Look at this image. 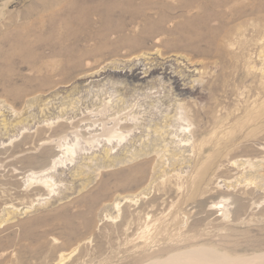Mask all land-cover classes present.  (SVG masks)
I'll return each mask as SVG.
<instances>
[{
    "label": "rangeland",
    "instance_id": "obj_1",
    "mask_svg": "<svg viewBox=\"0 0 264 264\" xmlns=\"http://www.w3.org/2000/svg\"><path fill=\"white\" fill-rule=\"evenodd\" d=\"M62 1L0 0V264H145L195 246L264 264V0H130L157 9L71 59L42 50L58 30L38 23ZM176 109L184 147L164 132ZM128 123L108 155L104 135ZM68 143L88 153L37 200L29 174Z\"/></svg>",
    "mask_w": 264,
    "mask_h": 264
},
{
    "label": "bare ground",
    "instance_id": "obj_2",
    "mask_svg": "<svg viewBox=\"0 0 264 264\" xmlns=\"http://www.w3.org/2000/svg\"><path fill=\"white\" fill-rule=\"evenodd\" d=\"M113 1L116 2L115 5H111L113 3ZM92 2H96V4H94V6L93 5L83 6L85 3H92ZM129 2H130V0H63L62 4L58 8H56V10H52V13L49 14V16H46L45 18H43V20L41 22L39 21L40 23H38L39 26H41L39 28H43L44 30H47V31H50V30L52 31V29L58 30V34H57L58 36H56V38L54 37L53 40H50L47 43H45V45H43L42 50L45 51L46 53L47 52L48 53L57 52V53L63 54L65 57L68 58V56L73 55L72 53L75 51L76 47L79 46L80 44H82V42L86 41V39L91 38V37H95V35H97V33L100 36L101 33L108 34L111 32H116V31H121V30L123 31L124 28H127V26L129 25L130 22H133L136 20L145 21L149 17L148 14H152V13H149V10H150L148 7L149 4L151 5V7L153 6V8L157 7L155 2L150 3V1H149V3L147 2L146 5H144L142 3L139 4V5H142V6H139L141 8L138 9V7H137L138 5H137L136 6L137 8L134 7L135 8L134 9L132 6H134L135 4L131 6L129 4ZM130 3H132V1ZM170 6H172V5H170ZM176 8L178 9V7H176ZM158 10H160L159 4H158ZM63 20H65V21H63ZM105 36L106 35H104L103 37H105ZM63 48H67V49H63ZM74 56H75V54H74ZM258 57L261 59H264V48L261 49V51L258 54ZM71 58L72 57H69L68 59H71ZM79 62H80V59L76 60L75 62H70V63L66 61V63L64 62L65 63L64 66L71 73H73V72L75 73V72L79 71V69L81 68V65L78 64ZM135 69L136 68H134L133 71ZM257 69H258V67H257ZM261 69H262L261 71L264 73L263 68H261ZM262 72H261V74H262ZM131 76H134L133 72L131 73ZM190 87H191V85L189 86V88ZM201 115L205 116V113H201ZM170 118L171 119H169V121L166 123L165 126L171 127V129L167 130V129H169V128H167L166 131H164V132H166L167 137L170 138L172 142L179 140L182 144L181 146L189 144L188 143L189 140L187 138V133H186L187 131L188 132L190 131V129H189L190 123H189L188 118L182 112H180L178 109H176L173 112V114L171 115ZM120 119H122V118H120ZM57 121H61V119L57 118ZM117 123H119V120L117 121ZM128 124H130V123H128ZM131 126H132V124H130V125H127V124L123 125L122 124L121 126H119V127L115 126L106 132V134L104 135V138H105V141H107V142L104 141L103 145L105 146V151L108 155L118 145L115 142H113V140L117 139L118 141H123V138L126 137L127 133L132 129L133 126L132 127ZM201 130H202V128H201ZM155 131H157V128L155 129ZM98 138H99V136H97V138L92 137V138L86 140L87 145H89V147L86 146L85 149H88V150L92 149V150H90L92 152L95 151L96 150L95 148H96L97 144H99V143L95 144L94 142ZM202 148L205 149V145ZM115 151H116V149H115ZM84 153H88V152H84L83 146H80V144L78 146L77 143L76 144L68 143L66 146L60 147V149L58 150V154L56 156H54L53 159H51V162L49 163V165L47 167L36 170V172L34 170V172H32V174H29V176L34 175L31 177L35 178L33 180L29 179L30 180V181L28 180L29 184L32 186L33 185L36 186V188L37 187L40 188L41 189L40 191L44 192L42 194V195H44V197L37 198V200L42 199V198L47 199L49 197L54 196L55 190L58 189L60 186H62V185H60L61 179L53 178L55 171L57 172L60 169H63L64 164L66 166H68V165H70V163L71 164L73 163L72 165H74V162H73L74 159L73 158L74 157L76 158L78 155H84ZM136 155H137V153H136ZM130 160L132 162V159H130ZM233 165H236V164H233ZM227 189H228V187H227ZM225 190H226V188H225ZM138 191H140V190H138ZM137 193H138L137 195H134L132 197L124 196L123 198H121V197L120 198L122 200H124L125 202H130L132 205H136V203L139 200V198H138L139 196H143L140 198L145 197L144 196L145 193L143 194L142 191L137 192ZM112 200L109 202V207L113 210L114 209L119 210V206H121V203L123 201L121 202L120 200L115 199V197H114V200L113 201ZM221 203H222V200L213 201L209 206L210 210H215L216 215H217L216 217H218V219H220V218L224 219V217L228 216V215L226 216L227 210H225L224 207L221 206ZM35 204H38V203H35L33 200L31 202L30 206H27L26 209L30 208L32 205H35ZM24 211H26V210H24ZM6 212H7L6 215H8V216H6L4 218V220H0V224L3 221L11 218L9 216V213H11L12 210L6 211ZM104 216H109L110 219H112V221H114V222L116 221L115 219L117 218V215H114L111 217L109 215V213H106ZM148 216L149 215H146V217H148ZM106 220H108V217L106 218ZM220 220H222V219H220ZM64 258H61L59 261L63 262ZM227 258L228 257L226 255L219 253L214 248L195 246V247H192V248L185 250V251H180V252H177L174 254H170L169 256H167L166 258H164L162 260L156 259V260L150 261V262L145 263V264H179V263L180 264H225V263H229V262H234V263L239 262L240 263V261H241L240 260L241 258H238V257L233 258V259H229V258L227 259ZM259 258L264 259V253L262 255H259V257L257 259H259Z\"/></svg>",
    "mask_w": 264,
    "mask_h": 264
}]
</instances>
